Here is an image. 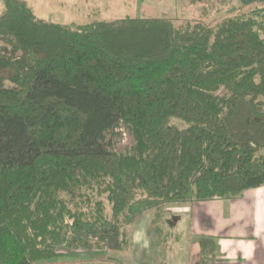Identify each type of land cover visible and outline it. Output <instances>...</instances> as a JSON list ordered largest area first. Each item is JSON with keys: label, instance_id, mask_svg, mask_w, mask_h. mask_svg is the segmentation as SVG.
<instances>
[{"label": "trees", "instance_id": "16d2710c", "mask_svg": "<svg viewBox=\"0 0 264 264\" xmlns=\"http://www.w3.org/2000/svg\"><path fill=\"white\" fill-rule=\"evenodd\" d=\"M263 184V4L74 24L2 0L0 264L123 250L145 211Z\"/></svg>", "mask_w": 264, "mask_h": 264}, {"label": "rangeland", "instance_id": "374dc122", "mask_svg": "<svg viewBox=\"0 0 264 264\" xmlns=\"http://www.w3.org/2000/svg\"><path fill=\"white\" fill-rule=\"evenodd\" d=\"M37 17L58 23H86L95 19H115L125 15L134 17L167 18L174 25L185 20L201 21L213 26L223 18L235 13L239 8L248 10L264 5V0H27ZM2 0H0V10ZM226 93L224 88L217 92ZM176 121V120H174ZM177 122V121H176ZM182 125L181 123H179ZM120 134L114 138L113 149L124 154L131 151L132 137L119 128ZM191 202L169 203L163 214L145 211L129 226L130 244L125 249L113 250H71L66 256L41 260L36 264H141L154 254L152 245L157 240H172L179 226L194 223V218L178 211ZM180 210V209H179ZM182 232L184 228L182 227ZM184 238V236L182 237ZM192 239L188 235L187 240ZM145 242V247L135 249L132 242ZM150 242V243H148ZM151 245V247H149ZM141 249V250H140ZM140 250V254H139ZM129 259V262L127 261ZM128 262V263H127ZM151 262V260H149Z\"/></svg>", "mask_w": 264, "mask_h": 264}, {"label": "crops", "instance_id": "0c3cea01", "mask_svg": "<svg viewBox=\"0 0 264 264\" xmlns=\"http://www.w3.org/2000/svg\"><path fill=\"white\" fill-rule=\"evenodd\" d=\"M178 211L196 217L194 223L182 226L183 232L179 226L172 240L154 241V254L141 264H264V184L233 198L193 201Z\"/></svg>", "mask_w": 264, "mask_h": 264}]
</instances>
